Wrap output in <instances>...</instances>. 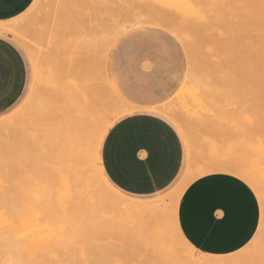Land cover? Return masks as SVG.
I'll return each mask as SVG.
<instances>
[{"label": "rangeland", "instance_id": "1", "mask_svg": "<svg viewBox=\"0 0 264 264\" xmlns=\"http://www.w3.org/2000/svg\"><path fill=\"white\" fill-rule=\"evenodd\" d=\"M82 1L84 2L87 1V3L89 2V4L85 5L86 7L90 6L89 0L86 1L82 0ZM166 1L169 2L170 0H100L97 3L96 9L97 12L100 13L99 14L100 17L98 16V19L100 20L103 16L104 20L101 19L100 21H98L97 18L92 19L93 21L95 19V21L94 22L91 21V23H93L94 26L97 24L95 26V30L96 29L98 30L99 27L96 28L97 26H100L101 28L102 27L101 23L103 22H104L103 26L105 27L106 25L105 22H107V28H106V32H107V30L110 27L108 24L112 22L114 17L115 20L117 19L118 22L120 19L121 21L122 20L123 21L122 23L120 21L119 24L116 23L118 24L117 25L118 27L117 28L115 27V29H112L110 27L111 31L110 29L108 30L110 33L108 34L107 32L108 35H106L105 32H103V30L99 28L104 33L103 35L102 33L100 34L101 37L100 40H98L100 37L98 39L95 37L96 36L98 37L99 36L98 34L101 31L98 30L99 33L96 35L92 30L93 31L92 34L93 36L95 35V37H91L92 34L91 36L86 35V37L88 36L87 38L90 37L89 38L90 40L88 39L89 41L86 39V37L84 38L87 44H84L85 46L83 47L88 49L86 50L84 48L83 50L84 52L80 53V51L83 49L82 48L79 51V53L74 54V56L76 54L79 56L77 55L75 57L73 56V59L71 58L72 57L71 54L73 53H70L68 55V58L66 59V57L63 56L61 49H56L58 48V43L54 41L55 44H53L54 42L52 41L53 38L56 40L57 37V34H55L56 30L55 31L53 30L56 29L54 25L55 23L57 25L59 19L62 17V16L59 17L58 13L62 15L61 12H63L67 7L66 9L67 16L69 15L70 18L74 16L75 12L74 10H72L73 3H71V1L35 0L33 5L30 7V9H28V11H26L23 15L7 23H3L5 26H10L12 30H14V25L15 26L18 25V27L20 26L19 29L17 30L18 32L16 30L14 31L15 33L17 32L16 34L15 33L13 34L2 33V34H4L5 37L9 38L20 49L28 64L27 87L23 96L14 107L0 114V120L8 119V117L11 118L13 116H16L17 120H19L21 115H23L24 113V117L20 121H18L17 124H15L11 129H7L4 131V134H6L5 136H3L5 140V144L4 147L1 149L4 156V162L6 164L7 174H8L6 193L9 202L12 205H15L16 207L24 209L26 211L31 210L32 212H34L35 210L37 211L40 208V204L43 200H46L49 197H56L55 190L59 187L60 177L65 175L66 172L69 171L68 169L69 154L67 153L68 146L70 144V141L74 142L79 140L78 142H80L82 140L83 137L82 128L88 118L86 117V115H88L87 111H89V109L98 108V105L97 104L95 105L94 103L92 104L90 99V96L96 94L97 92L98 95L101 96V98L100 97L99 98L102 99V102L100 100L99 102L101 103L104 102L107 105V106L103 105V107L106 110H108V114L111 113L112 115V117L110 116L111 118H113V116L115 115V112L112 113V111L113 110L117 111V108L119 109L123 106H132V107L136 106V107H159L160 110H166L169 113L177 114L176 117L179 115L181 118L180 117L178 118L181 121H183L182 118L184 116L182 117L181 113L185 114V112L181 108L182 107L181 102L187 101L188 106L190 107V109H192V112L194 113V111L197 110L198 108L195 106L197 109L196 108L193 109L192 100L190 99L189 96H187L186 93H188L189 90L190 91L196 90L197 97L200 98L202 101L203 100L205 101L204 106L208 104L206 107L207 110L210 111L209 113H212L214 115L213 117L211 114L207 113L206 115H210V116H206L204 118L205 120L213 121L215 120V117H217L216 118L217 122L218 121L225 122L227 118L232 120V123L236 125V128L232 129L231 133L229 134L227 133L228 135L227 134L224 135L225 137L223 136L222 132L220 133L218 132V134H221L218 135L210 127L204 129L203 127L200 128L199 126L200 132H197L196 130L193 131L189 141L188 140L186 141V139L179 131L175 123L167 116V114L163 112H159L160 115L165 117L168 121H170L174 125V127L178 130L183 140L185 159H184V166L180 173V176L178 177L176 182L166 191L145 198L132 197L126 195L118 191L113 186L124 197L134 201H140V202L142 201L146 203L157 202L162 198L164 199V197L166 196L164 203H162L161 204L162 206L160 207V209H162L160 210L162 211V214L159 213L161 214L160 215L161 221L160 220L159 221L162 223L160 222L159 223L162 224L160 226L162 229L164 227L165 228L164 230H167L168 232L169 230L174 231V233L169 232L170 240L173 237L171 235L175 234L176 232V229L174 230V227L176 228V226H174L175 209H176L175 207L178 202V197H179L178 193H180L179 188L182 189L183 187H186L187 185H190L199 179L198 169L200 167L201 160L210 161L216 159L218 160L227 159L230 161V159L232 158L234 159L235 162L238 163L241 162L244 166H246L247 164V167L250 168L252 172L253 171L257 172L258 170L260 171L262 169L264 170V82H263L264 78L262 79L261 77L264 74L260 75V73L261 72L263 73L264 71V64L259 63L260 65H258L257 62L258 58L259 60H261V62L264 61V0H228V3L226 5L229 4V6L224 5V3L222 5L223 7L226 6V9L225 7L224 10L223 7L221 8L218 7L220 10L221 9L223 10L222 12L224 13L228 12L229 14L228 13L227 14L229 16L231 13L232 14L231 18L234 19L235 22L238 23V25H245L246 27L244 29H247V31L250 33L248 37L252 35V37L247 38V40L250 39L251 41L254 40V42H252L253 44L251 42L244 40V42H246L245 49L243 48L244 46L242 47L245 51L244 55L241 54L244 51H242L241 53L239 52L240 56L236 55L238 56V60L241 59L240 67L242 66V64L245 65L248 64L249 65L247 68L248 70L245 68L247 66H242V68L238 70V68L240 67H237L236 65L239 66V61L237 62V60H235L236 56L233 54V51L230 50L231 48H229L230 44L228 41V37H229L231 39L230 43L232 45V43L235 42L233 41V39L236 40L237 37L241 39V37H243L244 35V33L243 34L241 33L243 31L246 32V30H243L241 33L234 36L230 33L226 34L225 28L224 29L222 28L223 25L222 26L219 25V27L216 26L218 29L215 27L216 31L222 29L220 30L221 32L220 31L218 32V35L221 34L220 38H218L219 36L216 37L214 36L215 33L213 32V29L209 28L210 26L212 27L216 23H211V21H209L210 20L209 18L213 20V16L212 17L211 16L208 17V16L210 15V13L215 14L213 12H217V11L210 12L214 9V7L210 10L211 6L208 9L205 6L209 5L210 3L215 5L220 1L227 2L226 0H196L197 2L200 3L198 7L199 6L201 7V8L199 7L201 11L202 9L208 10V12L206 11L207 12L206 14L205 13L203 14L207 15L206 21H209L210 23L205 22L209 24L207 26V24H204V20H203L204 18L203 19L201 18L203 23L198 24L199 20L201 21V19L198 17L204 16L203 14H202L203 16H201V14L199 13V15L196 17V20L195 17H193V21L194 22L196 21L195 23H197V26L194 28L190 23L186 22L188 20L187 19L188 17H186L185 20L183 17L172 14L170 15L171 17L168 16L165 18V16H161V13H159L158 15V12H155L156 16L155 14L152 13V11H156L159 8L163 10L162 7H158L157 5L160 3L161 6L163 3L164 5H166L167 4ZM83 8L84 7L81 6L79 8V11L82 10ZM163 8L166 7L163 6ZM200 9L198 10L199 12ZM86 10L89 11L87 8ZM33 13L35 14L33 15ZM55 13L56 16L58 15V17L55 16ZM145 13L147 16H145ZM147 13H149L151 17L148 16ZM259 13L260 15L262 14L261 18H259L260 16ZM218 14L221 15V13ZM137 15H139L138 16L139 18L141 17L140 20L137 17L135 18V16ZM173 15H175V17L177 18H174ZM144 16L145 18H143ZM172 16L175 20L171 19ZM82 17H84V15H82ZM158 17H160V19ZM164 18L170 19V21L164 20ZM178 18L179 20L183 18V21L180 20V22L188 26L191 25V27L193 28L192 30L194 31L196 30V33L200 28L199 26L202 25V28L200 29L201 31H199L198 33V35H200L202 39L198 47L199 49H197L196 47L198 44L195 46L196 43L192 42L193 44L191 45L190 42L192 41V38L190 36L188 37L186 33L185 34L180 33L179 30H182L181 32H183L186 29L185 28L183 29L184 24L183 26H180L181 24H179ZM90 19L88 20L89 21L88 23L87 22L83 23L84 24L83 28H85L84 34H90L92 32L90 30L94 29L93 27L90 30H87L86 26L91 25L89 24ZM172 21H175V23L173 24ZM48 22H50V24ZM95 22H99L100 25ZM52 23L54 25H52ZM232 23L230 24L232 25ZM120 26L121 29L119 28ZM29 27H31L32 32L31 29L28 30ZM204 27L206 29L203 31ZM89 28L90 27L88 26V29ZM212 28H214V26ZM34 29L35 31H33ZM171 29L174 31H171ZM44 30L45 32H43ZM86 30L87 32H85ZM25 31L27 33L29 31L31 32L30 34H28L29 36L26 35ZM50 32H54L55 37ZM202 33H204L205 35H203ZM23 35H25V37ZM104 35H106V37ZM181 35L187 38L189 41L185 38L183 39ZM197 37L198 39H200L199 36ZM198 39L196 42L200 41ZM218 39H220L222 43H220ZM241 40L243 42V39ZM94 41L95 42L97 41V43L100 42L99 44L101 45L98 47L99 44L95 43ZM217 41L220 43V54H219V50L217 49L218 47ZM93 42L95 43V45H93ZM247 42L251 43L252 48H250V50H247L248 49ZM45 46L49 48L46 49L47 47ZM235 46H236L235 48L237 49L238 47L237 44ZM239 47H241V45ZM99 49H101V51ZM45 51L48 52L49 55L51 51V55L50 56L47 55V57L48 56L50 57V60L53 59L51 62L55 66L54 67L51 64V69H52L51 72L53 71L55 75L57 74V76H59L60 79L61 78L62 80L64 79L63 80L64 83L67 82L65 83L67 85L62 83L64 84V86L70 88L72 86V90H73V86L77 90H80L81 88V91L84 92L85 90L87 92V90L89 89L88 93L91 94L89 95L88 93L85 92L87 96H85L84 94L77 95L78 97H76L75 100L73 101L72 110L74 111V113L73 115H70V116H74L73 118L74 121L72 122V124H70V118H68L70 112L68 111L67 108V107L70 108L71 105L67 103H64L65 105L63 104L61 107L60 103L55 102L54 104H51L50 106L51 108L49 107L50 109H47L45 111L39 110L40 114L38 116H35V111L38 108L42 109V106H45V104L48 105L50 102L49 100L50 95H48V93L44 91L45 88L43 89L41 87L42 81H44V79L48 76V74L47 73L45 74L44 72V71L47 72V69L45 70L44 67V71H42L41 66H39L38 64L36 65V59H33L35 57V56L33 57V55H36V57L38 58L40 53L45 55L46 53ZM197 51L201 52L200 56L203 55L202 59L201 57L199 58L198 54L196 55ZM250 51H251V57L247 58L246 55ZM90 52L92 53L93 56L92 60H91ZM234 52L236 54V50ZM260 53H262V55ZM253 56H255V58H253ZM218 57L221 58L222 62L221 61L220 62L223 64V66L220 62H217L216 59ZM229 57H231L232 59L233 62L232 64L229 61ZM89 59L91 63L88 62ZM66 60H69L68 64H66L67 63ZM79 60L82 61L81 64L85 61L87 62V63H83L82 67L87 65L86 67L83 68L85 69V71H87L84 73V75L89 73L88 74L89 76L87 75L89 80L91 79L90 78L92 72L91 70H93L92 75L95 76L94 77L92 76L93 78L91 80L95 78L94 81L89 82L88 80L89 84H84V85L85 87L87 85L89 86L93 85V88L95 85V89H96L95 93H93L94 91L92 87H91L92 90H90V87L88 86L86 89L84 88L83 83H87L86 82L87 77L83 79L82 72H84V70L82 67H81L82 70L81 69L79 70V66L76 65L80 62ZM212 60L214 61L215 64L212 62ZM74 61L76 64H74ZM199 62L204 63V66H202L203 64L199 66L198 65ZM234 62H237L238 64H234ZM210 63L213 64L211 69L213 68L214 65L215 67L217 68L219 67L218 69H220L219 74H216V76L212 75V74L215 75V73H211L209 67L211 66ZM90 64L91 66H89ZM64 65H66L67 67ZM92 65H94L96 70L93 68ZM72 66L74 69V74L77 73V71L75 73V69H77L76 67L78 66L77 70L79 72L81 71L79 73L81 77L79 76V74L78 75L76 74L77 77L75 76L72 77L73 76ZM201 66L205 69V71ZM205 66L206 68L207 67L209 68L206 69ZM224 66L225 67L228 66V67L225 68ZM86 68L88 69L86 70ZM223 68L227 69L225 70L227 71L226 73H228V71L230 72L235 71L234 74L240 72L239 73L240 78H242L241 76L248 74L250 70L255 71V69L259 68L257 69L258 73L256 76L259 77V81L258 80L257 81L262 83L256 84L255 82V84H251L250 81H248L251 79L248 78L247 80L249 82L248 84L244 81L245 79H247L245 78L244 80L240 79L242 80L241 82H243L241 84L239 83L240 85L235 86V84H237L235 83L236 79L235 81H232L234 85H232L231 83H229L230 84L229 85L228 82H230L231 78L228 75L225 76V71L223 70ZM39 70L41 71V74L44 72L42 76V77L46 76L44 79L41 78V75L38 73ZM65 71L67 72L65 73ZM95 72L96 74H94ZM230 72L228 74H231V76L233 75L235 77V75ZM68 73H70L71 75H68ZM222 73H224V75H221ZM218 76L220 78L222 77L226 79L229 77L230 80L229 81L226 79L222 80L218 78ZM65 77H69V78H65ZM216 77L217 80L219 79L220 81L222 80L223 82L225 81L228 82L227 83L225 82L223 86L222 82H220L219 80L218 82L217 80L214 79ZM249 77L251 78L252 76ZM81 78L86 81L80 83ZM254 79L256 80V78ZM240 80H238V82H240ZM252 81H253V77L251 82ZM98 82L99 83L101 82V85H98ZM244 82L246 83L245 85ZM69 83L71 84V86H68L70 85ZM77 84L79 85L82 84V85H80L77 88L75 87L77 86ZM226 84H228L229 86L228 85L226 86ZM97 87L101 90L99 91ZM42 89L48 96L44 93L45 95L41 94L42 96L39 97L40 91H42ZM100 92L101 95L99 94ZM45 96L48 98H46ZM35 97L37 98L39 97V98L34 101ZM44 97L46 99H44ZM47 99L49 102L47 101ZM43 100H45V102H43ZM46 101L48 103H46ZM206 101L208 103H206ZM98 104L100 105V103ZM211 104L213 105L211 106ZM61 109H66L67 111ZM212 110L214 113L212 112ZM132 111L133 110L131 109L130 112L120 114L115 119L113 118V121L106 128L102 136L99 147L100 155H101L102 144L108 130L112 127V125L116 121H118L125 115L131 113ZM52 112L55 114H53ZM65 112L68 119L65 120V122H63L62 120L66 118L64 114ZM221 113L223 114L221 115ZM211 116L213 117V120H211L212 119ZM220 117L221 118L223 117L222 120ZM184 119H187V116L184 117ZM50 121L53 122V124ZM188 121L191 122L189 118ZM45 125H47V127ZM48 125L50 126L52 125L53 128L56 127L57 129V131H55L56 134H54L53 131L54 129ZM57 126L58 128L60 127L61 128L64 127V128H62L63 130L62 129L60 130L57 128ZM48 127H50V129H48L47 131ZM63 132H65L66 134ZM69 132L70 134H67ZM49 133L50 135H48ZM51 133H53L55 136L52 135ZM57 134H60V137L62 138H59V135ZM64 136H66V139L65 138L63 139ZM93 144L94 142H92L90 148H93L94 146ZM245 153L247 154V156ZM190 157H192L193 159H191ZM190 160L193 163L192 165L188 166ZM249 160L251 161V163H249L250 162ZM195 161L197 163L194 164ZM96 164L100 172L99 166H101V161L99 162L98 154H97ZM249 165L250 166L253 165L254 167L253 166L250 167ZM85 168L87 172L84 179L88 180V186L90 187L92 192L86 197L83 205L84 221L82 225L80 227H73V226L62 227L59 224L52 227H42V228H38L36 226L25 227V228L19 226L9 227L8 229L5 230V239L3 240V242H0V264H188L190 260L191 261L189 263H194V261L192 260H195L196 264L197 263L213 264V262L214 261L217 262V260H218L217 262L218 264H220V262L221 264H224L225 261L230 262L231 260L233 264H264V231H262L259 237H257V235L255 236V238L249 244V246L246 247L247 249L245 248L246 251L243 249L242 252L240 251L237 254L227 257H216V256L212 257L209 255H203L201 253L194 252L193 250L190 252L191 249H188L187 247L185 249L183 245L181 246L183 247L182 250L181 247H178L181 244L179 243V241L176 242L177 241L176 239H175L176 241L173 239L171 240L172 243L169 242L165 245V242L163 241L164 239L162 241H159L158 238L155 237L159 241V244L155 243L157 244L155 247L160 248L163 242V245L166 248L163 254L164 257L162 258L159 255H157L158 256L157 257L155 255L156 252L153 253L152 251H148V249H150L148 246L151 243L154 244L155 242L153 240L155 239L153 238L154 236L151 235L152 239H149L151 240V242L148 241V238L147 239L145 238L146 241H144V236L146 235L148 236V234H150V232L147 234L144 233L147 232V230H149L148 227L142 229L141 227L142 225L139 226L140 223H138V221L131 223V225L130 223L128 224L127 222L123 223L121 216H115L113 213H109L108 211L103 212L100 208H97L96 201H98L101 198L105 199L106 201H110V199L106 196L104 190L98 185L96 180L93 178L92 165H90V163L87 162ZM189 168L193 169V171L192 170L187 171L189 170ZM263 170L261 172H263ZM186 171L190 174L192 173V176H190V174H187ZM261 172H257V174L260 173L259 176L264 177V174L262 175ZM185 174L187 175V179ZM215 174L229 175L230 172L217 171ZM188 175L191 178L188 177ZM184 178L185 180H183ZM248 184L250 185V183ZM179 185L182 187H178ZM250 186L252 187V185ZM176 188L179 189L178 192L176 191L177 190ZM172 191H174L175 193ZM171 192L174 194H172ZM170 193L171 195L174 196L176 195L174 197L175 202H173L172 200L173 198L171 196L167 198L168 194L170 195ZM258 197L261 206L264 205L263 204L264 198L260 197L259 195ZM169 199H171L172 202ZM167 204L172 205L170 206L171 208L173 207L172 210L169 207L171 211L167 209L168 206ZM164 210L165 212H163ZM106 215L108 218H106ZM137 217H139V215L136 216V218ZM141 217H143L144 223L145 220L149 219L150 221L151 218L150 216H146L145 214L144 216L141 215ZM149 221H148L149 224H153L152 222ZM262 221L264 227V215ZM258 238L261 239L258 240ZM255 240L259 241V243L258 241H256L258 244L257 245L258 247L256 246L257 248H254L256 245V243L254 242ZM147 241L150 242V244H148ZM173 242L174 244L179 243L177 244V246L176 245L175 246L178 247L177 249L178 252L180 253L179 258H181L182 260H177L175 259V257H173L176 256L174 255L173 252L175 250L177 251V249L175 250L173 249L174 250L173 252L171 251L172 255L169 254L168 251L170 249L169 246L172 245L174 247ZM153 247L154 246L152 245L151 246L152 250ZM120 248L126 250L127 255L126 254L121 255ZM144 251L146 252L148 257L147 255L141 256V254L143 253L145 254ZM138 252H143V253L138 254ZM166 252H167V256L165 257ZM154 256H156L157 258H154ZM188 258H190L189 261ZM200 258L202 259L206 258L207 260L205 261L204 259L202 261V259ZM234 258L236 260V263L234 262L235 260H233ZM236 258L239 259L237 260Z\"/></svg>", "mask_w": 264, "mask_h": 264}, {"label": "bare ground", "instance_id": "2", "mask_svg": "<svg viewBox=\"0 0 264 264\" xmlns=\"http://www.w3.org/2000/svg\"><path fill=\"white\" fill-rule=\"evenodd\" d=\"M63 1V0H62ZM68 1H71V3H73V9L72 10H74V16H72L71 18H70V16L68 15L67 16V14H66V9H67V7L65 8V10L63 11V12H61V14L62 15H60V13H58L59 14V17H61L60 19H59V21H58V19H57V21H58V23H57V25H56V23H55V25L53 24L54 23V21H53V23H52V25H54V27L56 28V29H53L54 31L56 30V32H55V34H57V37H56V40L53 38L52 39V41L54 42V41H56L57 43H58V48H56V49H61V51H62V53H63V56L64 57H66V59L68 58V55L70 54V53H73V54H71L72 55V57L71 56H69V57H71L72 59H73V56H74V54L75 53H79V51H80V53L81 52H84L83 50H84V48L85 47H83V46H85L84 44H87V42H86V40H84V38L86 37V35H89V36H91V34L93 33V31H94V34H98L99 33V31H101V30H103V32H105V34L106 35H108V34H110L109 33V29H110V31H111V28L112 29H115V27L117 28L118 26V24L120 23V21H121V19L119 20V22L117 21V19L115 20V17L113 18V20H112V22L110 23V24H108L109 26V29L107 30V32H108V34H107V32H106V28H107V22H105V27L103 26V21H101V22H103V23H101V28H100V26H97L96 28H98V30L96 29L95 30V26L97 25H93V23H91V21H93L92 19L93 18H97V20L98 21H100L101 19L102 20H104V17L102 16V18L99 20L98 19V16H99V12H97V9H96V6H97V3L100 1V0H89L90 1V6L89 7H86L85 5H87V4H89V2L87 3V1L86 2H84V1H82V0H68ZM227 2H223V1H220V2H218V3H216L215 5L214 4H212V3H210L209 5H207V6H205L207 9L210 7V10L214 7V9L212 10V11H210V12H213V11H217L218 13H221V15H219L217 12H213V13H215V14H211L210 13V15L208 16V17H212L213 16V20H211V18H209L208 20L209 21H211V23H216L215 25H213L214 26V28H212L211 26L209 27V28H211V29H213V32L215 33V35H214V33H213V35L216 37V36H219L218 38H220V36H221V34L220 35H218V32L220 31V30H222V29H219L218 31H216V26H218L219 27V25H223L222 26V28L224 29L225 28V32H226V34H232V35H234V36H236V35H238L239 33H241L243 30H246V32H242L241 34H243L244 33V35H243V37H241V39H243V42H242V40L241 39H239V37H237V39L235 40V39H233V41H235V42H233L232 43V45H231V43H230V38L228 37V41H229V48H231L230 50H232L233 51V54L236 56V55H239L240 56V53L242 52V51H244V49H245V44H246V42H244V40L245 41H248V42H254V40H252L251 41V39L250 40H247V38H249V37H252V35L251 36H249L248 37V35H250V33L247 31V29H244L246 26L245 25H238V23H236L235 22V20L234 19H232L231 18V16H232V14L230 13V16L227 14V13H224V12H222L223 10H224V7H225V9H226V6H229V4L228 5H226L227 3H228V0H226ZM165 2V1H164ZM167 2V1H166ZM196 0H170L169 2H167V4L166 5H168V6H166V5H164V3L162 4V6L160 5L161 3H162V1H161V3L160 4H158L157 6L158 7H162V9L163 10H161L160 8V10L159 9H157L156 11H152V13L153 14H155V16H156V13L155 12H158V15H159V13H161V16H165V18L166 17H168V16H170V15H172V14H175L176 16H180V17H183L184 19L186 18V17H188L187 19V23H190L192 26H193V28L194 27H196L197 26V23H195L194 21H193V17H195V20H196V17L199 15V13L201 14V16H203L204 14L203 13H207L208 12V10L206 9H202V11H201V7L199 8L198 7V5H200V3L199 2H197ZM219 3H221V4H219ZM223 3H224V5H226V6H222L223 5ZM219 4V5H218ZM39 5V4H38ZM212 5H214V6H212ZM221 5V6H220ZM81 6H83L84 8L82 9V10H80L79 11V8L81 7ZM163 6L164 7H166V8H163ZM157 7V8H158ZM221 8V7H223V10L221 9H219V8ZM86 8L89 10V11H87L86 10ZM164 9H166V10H164ZM200 9V12L198 11ZM217 9V10H216ZM59 10V9H58ZM159 10V11H158ZM204 10V11H203ZM53 11V10H52ZM61 11V10H60ZM207 11V12H206ZM49 12V11H48ZM55 12H57V11H55ZM97 12V13H96ZM92 13H94V14H92ZM223 13V14H222ZM35 13H33V15H34ZM144 14V13H143ZM148 14V16H150L151 17V15L149 14V13H147ZM203 14V15H202ZM82 15H84V17H82ZM140 15V14H139ZM139 15H137V16H135V18L137 17V18H139L138 16ZM157 15V16H158ZM175 15H173L174 16V18H177V17H175ZM216 17H215V16ZM218 15V16H217ZM226 15V16H225ZM259 15H260V13H259ZM262 15V14H261ZM261 15L259 16V18H261ZM32 16V15H31ZM51 16H52V13H51ZM50 16V17H51ZM55 16H56V13H55ZM141 16H142V14H141ZM145 16H147L146 15V13H145ZM145 16L143 17V18H145ZM173 16H172V20L174 19L173 18ZM258 16V15H257ZM56 17H58V15L56 16ZM100 17V16H99ZM122 17V16H121ZM130 17V16H129ZM153 17H154V15H153ZM171 17V16H170ZM190 17H192V18H190ZM206 17H207V15H204L203 17H198V18H204L203 20H204V24H207V26L209 25L208 23H210L209 21H206L207 19H206ZM215 17V18H214ZM226 17V18H225ZM230 17V18H229ZM55 18V17H54ZM91 18V19H90ZM132 18V17H131ZM141 18V17H140ZM140 18H139V20H140ZM147 18V17H146ZM156 18V17H155ZM159 19H160V17H158ZM162 18V17H161ZM164 18V20H168V21H170V19H165ZM183 18H181L180 20L181 21H183ZM217 18H219V19H217ZM227 18H229V19H227ZM51 19V18H50ZM90 19V23L89 24H91V25H85L86 27H87V30H90L91 28H93L94 27V29H91L90 31H92L90 34H84V29L85 28H83V23L84 22H89L88 20ZM95 19H94V21H95ZM154 19V18H153ZM159 19H158V21H159ZM163 19V18H162ZM202 19H201V21H202ZM222 19V20H221ZM230 19H232V20H230ZM55 20V19H54ZM87 20V21H86ZM155 20H157V19H155ZM175 20V19H174ZM178 20H179V18H178ZM180 20H179V24H181L180 26H183V24L184 23H181L180 22ZM186 20V19H185ZM217 20V21H216ZM222 21V22H220V21ZM93 21V22H94ZM117 21V22H116ZM123 21V20H122ZM122 21H121V23H122ZM160 21H162V20H160ZM200 20H199V23L198 24H202L203 23V21L201 22ZM213 21H216V22H213ZM226 21V22H225ZM133 22V21H132ZM173 22V24L175 23V21H172ZM201 22V23H200ZM205 22H208V23H205ZM233 22V23H232ZM49 24H50V22H48ZM95 23H98L99 25H100V23L99 22H95ZM94 23V24H95ZM112 23H113V25H112ZM116 23H118V24H116ZM164 23V22H163ZM168 23H170V22H168ZM230 23H232V25L230 24ZM157 24V23H156ZM218 24V25H217ZM114 25H116V26H114ZM163 25H165V24H163ZM167 25V24H166ZM186 24H184V26H185ZM191 25H186L185 27L183 26V29L185 28L187 31H188V33H187V31L186 30H184L183 32H181L182 30H179L180 31V33L181 34H185L186 33V35L189 37H191L192 38V41L190 42L191 43V45L193 44L192 42H194V43H196L195 44V46L197 47V49H199L198 47H199V44L201 43V37H200V35H198V33H199V31H201L200 29L202 28V25H200L199 27V29H198V32L196 33V30L194 31V30H192L193 28L191 27ZM195 25V26H194ZM37 26V25H36ZM35 26V27H36ZM88 26L90 27L89 29H88ZM140 26V25H139ZM204 26V25H203ZM207 26H206V28H207ZM220 26V27H221ZM231 26V27H230ZM237 26V27H236ZM240 26H243V27H240ZM16 27H18V25L17 26H15L14 25V30H12V28L10 27V26H8V27H3V28H1V30H3L4 32H6V33H9V34H13V33H15L14 31L16 30H18L19 29V27L18 28H16ZM24 27H26V26H24ZM32 27V26H31ZM31 27H29L28 28V30L29 29H31ZM129 27V26H128ZM159 27V26H158ZM216 27V28H215ZM16 28V29H15ZM53 28V27H52ZM120 29H121V26L119 27ZM118 28V29H119ZM176 28V27H175ZM180 28V27H179ZM182 28V27H181ZM205 27H204V29H203V31L206 29ZM236 28V29H235ZM241 29V31H240V29ZM36 29V28H35ZM35 29L33 30V31H35ZM131 29V28H130ZM189 29V30H188ZM210 29V30H211ZM218 29V28H217ZM232 29V30H231ZM239 29V30H238ZM87 30L85 31V32H87ZM117 30V29H116ZM176 30V29H175ZM233 30H234V32H235V34H234V32H233ZM113 31V30H112ZM171 31H174V30H172L171 29ZM177 31V30H176ZM189 31H191V32H189ZM231 31H232V33H231ZM236 31H237V33H236ZM261 31V30H260ZM18 32V31H17ZM16 32V33H17ZM26 32V31H25ZM31 32H32V29H31ZM30 31L27 33L26 32V35H28V34H30L31 33ZM43 32H45V30L43 31ZM48 32V31H47ZM95 32H97V33H95ZM102 31L98 34L99 36L97 37H95V35L93 36V34H92V36L91 37H95V38H99L100 37V34L102 33V35L104 34ZM221 32V31H220ZM15 33V34H16ZM24 33V32H23ZM22 33V34H23ZM50 33H52L53 35H54V32H50ZM177 33V32H176ZM249 33V34H248ZM25 34V33H24ZM46 34V33H45ZM51 34V35H52ZM189 34V35H188ZM203 35H205L204 33H202ZM84 35V36H83ZM106 35H104L105 37H106ZM112 35V34H111ZM14 36V35H13ZM21 36V35H20ZM24 37H25V35H23ZM29 36V35H28ZM103 36V37H104ZM182 36V35H181ZM185 36V35H184ZM197 36H199L200 37V39H198V37ZM240 36H242V35H240ZM16 37V36H15ZM19 37V36H18ZM54 37H55V35H54ZM88 37V36H87ZM86 37V39L88 40L89 38H87ZM183 37V36H182ZM185 37H183V39H184ZM227 38V37H226ZM20 39H22V38H20ZM26 39V38H25ZM29 39V38H28ZM92 39V38H91ZM101 39V37L98 39V40H100ZM185 39H187V38H185ZM197 39L198 40H200L199 42H196L197 41ZM90 40V39H89ZM88 40V41H89ZM95 40V39H94ZM105 40V39H104ZM188 40V39H187ZM195 40V41H194ZM23 41V40H22ZM49 41V40H48ZM48 41H47V43H48ZM93 41V40H92ZM189 41V40H188ZM218 41L220 42V43H222L221 41H220V39H218ZM217 41V42H218ZM25 42V41H24ZM95 42V41H94ZM93 42V45H95V43H97V41L94 43ZM218 42V43H219ZM237 42H239V43H237ZM247 42V43H248ZM51 43V42H50ZM49 43V44H50ZM100 43V42H99ZM99 43H97V44H99ZM217 43V49L219 50V54H220V43L218 44ZM251 43H248V49L247 50H250V48H252L251 47ZM53 44H55V42L53 43ZM91 44V43H90ZM96 44V45H97ZM237 44V49L235 48L236 46L235 45ZM253 44V43H252ZM29 45V44H28ZM52 45V44H51ZM57 45V44H56ZM92 45V46H93ZM101 44H99L98 45V47L100 46ZM241 45V47H239ZM255 45V44H254ZM254 45H253V48H254ZM48 46V45H47ZM47 46H45V47H47ZM194 46V45H193ZM231 46V47H230ZM233 46V47H232ZM244 46V47H243ZM250 46V47H249ZM49 47H50V45H49ZM49 47H47L46 49H48ZM87 47V46H86ZM102 47V46H101ZM244 49H243V48ZM43 48H44V46H43ZM93 48V47H92ZM103 48V47H102ZM229 48H228V50H229ZM240 48V49H239ZM86 50L88 49V48H85ZM190 49V48H189ZM243 49V50H242ZM86 50H85V52H86ZM100 51H101V49H99ZM191 50H192V47H191ZM195 50V49H194ZM236 50V54H235V51ZM29 51V50H28ZM47 51V50H46ZM45 51V52H46ZM90 51V50H89ZM92 51H93V49H92ZM196 51V50H195ZM56 52V51H55ZM88 52V51H87ZM200 51H197V53H196V55L198 54V56H199V58L201 57V59L203 58V55L202 56H200L201 55V52L199 53ZM240 52V53H239ZM260 52V51H259ZM31 53V52H30ZM38 53V52H37ZM36 53V54H37ZM48 52H46L45 53V55L44 54H42V53H40V55L38 56V58L36 57V55H33V59H36V65L38 64L39 66H41V70L42 71H44V67H45V70L47 69V72L46 71H44L45 72V74L47 73L48 74V76L46 77L45 76V74H44V76L46 77H42L43 76V73L41 74V71L39 70L38 71V73L41 75V78H45L44 79V81H42V85H41V87L44 89L45 88V92L46 93H48V95H50V102L48 101V99H47V101L49 102V104L48 105H46L45 104V106H42V109H40V108H38L36 111H35V116H38L40 113H39V110H42V111H45V110H47V109H50L51 107V104H54L55 102L56 103H60L61 104V107H62V105L64 104V103H67V104H69V105H71L70 106V108L69 107H67L68 108V111L70 112V113H72V114H70L69 113V117L68 118H70V124H72V122L74 121L73 120V118H74V116H70V115H73V113H74V111L72 110V106H73V101L75 100V98L76 97H78L77 95H80V94H84L85 96H87V94H85V92H86V90H85V92L84 91H81V88H80V90H77V89H75L74 88V86H73V90H72V86H71V84L70 85H68V86H71V88L70 87H67V86H64V84L65 83H67V82H63V80H62V78L60 79L59 78V76H57V74L55 75L54 73H53V71L51 72V64H52V66H54V64L51 62L52 60H50V55H51V51H50V55H49V53L47 54ZM244 53H245V51L244 52H242L241 54H243L244 55ZM254 53V52H253ZM90 54H91V60H92V53L90 52ZM261 55H262V53H260ZM47 55H49L48 57H49V59H48V57H47ZM77 55V54H76ZM75 55V56H76ZM218 55V54H217ZM58 56H60V55H58ZM74 56V57H75ZM77 56H79V55H77ZM229 56V55H228ZM242 56V55H241ZM83 57V56H82ZM100 57V56H99ZM98 57V58H99ZM245 57V56H244ZM246 57L247 58H250L251 57V51L246 55ZM257 57V56H256ZM52 58H53V56H52ZM81 58V57H80ZM87 58H89V57H87ZM101 58V57H100ZM235 58V57H234ZM237 58V59H236ZM236 58H235V60H237V62L239 61V66L238 65H236L237 67H240V64H241V62H240V60L241 59H239L238 60V56H236ZM240 58V57H239ZM243 58V57H242ZM253 58H255V56H253ZM252 58V59H253ZM38 59V60H37ZM64 59V58H63ZM86 59V58H85ZM220 59V60H219ZM76 60V59H75ZM81 60V59H80ZM79 60V61H80ZM217 62H220L221 61V58L220 57H218L217 59ZM223 60V59H222ZM257 60V59H256ZM68 61L69 60H66V64H68ZM77 61V60H76ZM98 61V60H97ZM225 61V60H224ZM229 61H230V63L232 64L233 62H232V59H231V57H229ZM245 61V60H244ZM243 61V62H244ZM260 61V62H259ZM71 62H72V60H71ZM70 62V63H71ZM81 62L82 61H80L79 63L81 64ZM88 62L89 63H91V61H90V59L88 60ZM212 62L214 63V61L212 60ZM222 62V61H221ZM220 62V63H221ZM237 62H234V64H238ZM257 62H258V65H260L259 63H263L264 64V61L263 62H261V60H259V58H258V60H257ZM61 63H62V61H61ZM76 64L75 63V61H74V64H76V65H78L79 66V70L81 69V67H82V65H83V63H87L86 61L85 62H83L81 65L80 64ZM252 63H254V62H252ZM72 64V63H71ZM203 64V65H202ZM211 64V63H210ZM215 64V63H214ZM222 64V63H221ZM73 65V64H72ZM199 66L200 65H202V66H204V63H200L199 62V64H198ZM212 65L213 64H211V66H209L210 67V70H211V73H215V75L214 74H212L213 76H216V74H219V70L220 69H218L217 67H215V65L213 66V68L211 69V67H212ZM262 65V64H261ZM64 66H66V65H64ZM74 66V65H73ZM73 66H72V69H73ZM78 66L76 67L77 69H78ZM87 65H85V66H83V67H86ZM89 66H91V64L89 65ZM93 66V68L95 69V67H94V65H92ZM96 66V65H95ZM197 66V65H196ZM201 66V67H202ZM207 66V65H206ZM206 66H205V68H206ZM222 66H223V64H222ZM229 66V65H228ZM227 66V67H228ZM242 66H247V67H245L246 69L248 68V64H242ZM242 66L240 67V68H238V70L239 69H241L242 68ZM55 67V66H54ZM67 67V66H66ZM82 67V68H83ZM209 67H207V68H209ZM225 67V66H224ZM227 67H225V68H227ZM236 67V68H237ZM259 67V66H258ZM39 68V67H38ZM63 68V67H62ZM90 68V67H89ZM92 68V67H91ZM203 68V67H202ZM206 68V69H207ZM217 68V69H216ZM225 68H223V70L225 71V70H227V69H225ZM56 69H58V68H56ZM71 69V68H70ZM77 69H75V73H76V71H77V75L81 72H79ZM88 68H86V70H87ZM245 69V70H246ZM249 69H251V68H249ZM257 69H259V68H257ZM257 69H255V71H251L250 70V72L248 73V74H246V75H248V76H246V75H243V76H241L242 78H240V75H239V73H235L234 74V72L232 71V72H230V71H228V73L230 72V73H232V74H234L235 75V77L232 75L231 76V74H228V73H226L227 71H225V76L226 75H228L230 78H231V80L229 79V77L226 79V78H220L219 76H218V78H220V79H226V80H230V82H228V84L229 83H231L232 85H234V83L232 82V81H235V79H236V81H235V83H237V84H235V86L236 85H240L241 83H243V82H241L242 80H244L245 78H247V79H245L244 81L246 82V83H248L249 84V82L248 81H250V83L251 84H255V82H256V84H261L260 82H258L259 81V77L258 76H256L257 75ZM62 70V69H61ZM82 70V69H81ZM83 70H84V72H82L83 73V79L84 78H86L87 77V75L89 74V73H87V74H85L84 75V73L85 72H87V71H85V69L83 68ZM96 70V69H95ZM102 70V69H101ZM203 70L205 71V69L203 68ZM248 70V69H247ZM246 70V71H247ZM261 70H263V69H261ZM57 71V70H56ZM59 71H60V69H59ZM92 72H91V75H90V78L92 79L94 76L92 75L93 74V70H91ZM223 71V72H224ZM67 71H65V73H66ZM90 72V71H89ZM242 72V71H241ZM256 72V73H255ZM262 73V72H261ZM260 73V75H263L264 74V71H263V73L261 74ZM73 76L72 77H77V75L76 74H74V69H73ZM94 74H96V72L94 73ZM100 74H101V72H100ZM99 74V75H100ZM206 74V73H205ZM204 74V75H205ZM253 74H254V76H253ZM68 75H71L70 73H68ZM221 75H224V73H222ZM62 76V75H61ZM79 76L81 77V75L79 74ZM89 76V75H88ZM93 76V77H92ZM101 76V75H100ZM246 76V77H245ZM249 76H252L253 77V81L251 82V80H252V77L250 78ZM63 77V76H62ZM72 77H70V78H72ZM80 77H79V79H80ZM233 77V78H232ZM262 77V79L264 78V75L263 76H261ZM40 78V79H41ZM65 78H69V77H65ZM97 78V77H96ZM248 78L249 79H251V80H248ZM254 78H256V80L254 79ZM82 78H81V80H80V83L81 82H85L86 80V82L87 83H83V85L84 84H89L88 83V77L86 78V80H83ZM89 80V82H91V81H94V79L93 80ZM98 79V78H97ZM101 79V78H100ZM99 79V80H100ZM215 80H217V77L216 78H214ZM240 80V79H242V80H240V82H238V80ZM83 80V81H82ZM219 80V79H218ZM217 80V81H218ZM220 81V82H222L223 83V86H224V84H225V82H223V81ZM248 80V81H247ZM258 80V81H257ZM40 81V80H39ZM218 81V82H219ZM41 82V81H40ZM95 82H97V81H95ZM226 82V83H227ZM244 82V85L246 84ZM264 82V81H263ZM62 83H64V84H62ZM94 83V82H93ZM240 83V84H239ZM221 84V83H220ZM228 84H226V86L228 85ZM65 85H67V84H65ZM80 85H82V84H80ZM79 84H77V86H75V87H79L80 86ZM91 85V84H90ZM98 85H101V82L99 83L98 82ZM222 85V84H221ZM230 85V84H229ZM228 85V86H229ZM88 87H90V90H92L91 89V87L93 88V85L92 86H89V85H87ZM87 86L85 87V85H84V88L86 89L87 88ZM40 87V86H39ZM40 87V88H41ZM67 87V88H66ZM39 88V89H40ZM70 89V91H69V89ZM98 88V87H97ZM43 89H42V91H40V96L39 97H41L42 95H45L46 93L43 91ZM99 89V88H98ZM98 89H97V91H98ZM76 90V91H75ZM89 90V89H88ZM88 90H87V92L86 93H88ZM95 85H94V88H93V93H95ZM101 89H99V91H100ZM96 91V92H97ZM89 92H91V91H89ZM103 92V91H102ZM45 93V94H44ZM38 94V93H37ZM42 94V95H41ZM89 94V93H88ZM100 95H101V92L99 93ZM187 94V96H189L190 97V99L192 100V104H193V109L194 108H196L197 110H195L194 111V113L192 112V109H190V107L188 106V104H187V101H183V102H181L182 103V109L184 110V112H185V114L183 115L182 113H181V116L183 117H186L187 116V119H184V117L182 118V120L183 121H181L178 117H180L179 115L176 117V115L177 114H173V113H169V112H167L166 110H162L164 113H166L170 118H172L175 122H176V124L182 129V131H183V133H184V135L186 136V139L189 141V139H190V136H192V133H193V131H197V132H200V129H199V126H200V128H204V129H206V128H211L214 132H216V134H218V132L220 133V132H222V134H223V136L224 135H226L227 133L229 134V133H231L232 132V129H235L236 128V125H234L233 123H232V120H230V119H227L226 118V120H225V122L224 121H218L217 122V117H215V120H213V117H214V115L212 114V113H209L210 111L209 110H207V105L208 104H206L205 106H204V104H205V101L203 100H201L200 98H198L197 97V93H196V90H189L188 91V93H186ZM47 95V94H46ZM47 95V96H48ZM89 95H91V94H89ZM92 96V97H91ZM90 96V99H91V103L93 104H97L98 105V108H96V109H89V111H87V114L88 115H86V117H88L87 118V120H86V122H85V124H84V126H83V128H82V140L80 141V142H78L79 140H77V141H74V142H71L70 141V144H69V146H68V154H69V158H68V169H69V171H67L66 172V174L65 175H63V176H61L60 177V182H59V187L55 190V192H56V194H55V196L56 197H49V198H47L46 200H43L42 202H41V204H40V208L36 211H34V212H32L31 210L30 211H26V210H24V209H21V208H18V207H16L15 205H12L10 202H9V199H8V197H7V193H6V187H7V176H8V174H7V168H6V164H5V162H4V156H3V153H2V148L4 147V144H5V140H4V137L3 136H5L6 134H4V131L5 130H7V129H11L15 124H17L18 123V121H20L23 117H24V113H23V115H21V117H20V119L19 120H17V118H16V116H13V117H11V118H9L8 117V119H2V120H0V242H3V240L5 239V230L6 229H8L9 227H16V226H19V227H23V228H25V227H38V228H42V227H52V226H55V225H60V226H62V227H69V226H73V227H80L81 225H82V223H83V221H84V202H85V199H86V197L92 192L91 191V189H90V187L88 186V180H85L84 179V177H85V175H86V172H87V170H86V168H85V165H86V163L87 162H89L90 163V165H92V171H93V178L96 180V182L98 183V185L104 190V192L106 193V196L110 199V201H106L105 199H103V198H101V199H99L98 201H96V206H97V208H100L103 212H106V211H108L109 213H113L115 216H121L122 218V220H123V223H130V225H131V223H134L135 221H138V223H140V225L139 226H141L142 227V229H144L145 227H148L149 228V230H147V232H144V233H149L150 232V234H148V236L146 235V236H144V241H146L145 240V238L147 239L148 238V241H150L151 242V240H149V239H152V236H154L153 238H158V240L159 241H162L163 239V241L165 242V245L167 244V243H172V241L171 240H175L176 242H178L179 241V243L181 244V245H179L178 247H181L182 245H183V247H185V249H186V247L188 248V249H191L190 250V252L193 250L194 252H198V253H201L200 251H198L197 249H195L192 245H190V243L185 239V237L183 236V234L181 233V230H180V227H179V223H178V209H179V206H180V202H181V199H182V197H183V195H184V193H185V191L190 187V185H187L186 187H183L182 189L181 188H179L180 189V193H178L179 194V197H178V202H177V205H176V209H175V225L174 226H176V228L174 227V230L176 229V232H175V234H172L171 236H173L172 238H171V240H170V233L172 232V233H174V231L172 230V231H170L169 230V232L167 231V230H164L165 228L163 227V229L160 227L162 224H160V223H162V222H160L161 220H160V215L162 214V211H160V210H162V209H160V207L162 206L161 204L162 203H164V200H165V197H164V199L162 198V199H160L159 201H157V202H140V201H134V200H130V199H126V198H124V197H121V196H119L118 194H116L106 183H105V181L101 178V176H100V174H99V171H98V167H97V165H96V150H97V144H98V141H99V138H100V136H101V134H102V132H103V130H104V128L108 125V123L113 119V118H115L117 115H119L120 113H122V112H124L125 110H127L129 107L128 106H123V107H121V108H117V111H114L113 109V111H112V113H114L115 112V115L113 116V118H111L112 117V115H111V113H109L108 114V110H106L104 107H103V105L105 106L106 104L103 102V103H101L102 102V99H100L101 98V96H99L98 95V92L96 93V94H93V95H91ZM38 97V98H39ZM46 97V96H45ZM44 97V99H46V98H48V97H46L45 98ZM100 97V98H99ZM37 97H35V99H34V101L35 100H37L38 99ZM99 100L101 101V102H99ZM46 101V103H48ZM33 102V101H32ZM43 102H45V100H43ZM43 102H42V104H43ZM191 102V101H190ZM190 102H189V104H190ZM216 102V101H215ZM214 102V103H215ZM98 103H100V105H102V106H100ZM206 103H208L207 101H206ZM59 105V104H58ZM57 105V106H58ZM65 105V104H64ZM68 105V106H69ZM213 104H211V106H212ZM216 105V104H215ZM107 106V105H106ZM196 106V107H195ZM199 106V107H198ZM50 107V108H49ZM204 109H203V108ZM217 107V106H216ZM215 107V108H216ZM55 108V107H54ZM53 108V109H54ZM59 108V107H58ZM108 109V108H107ZM111 109V108H110ZM109 109V110H110ZM167 109V108H166ZM182 109H179V110H182ZM214 109V108H213ZM220 109V108H219ZM61 110H66V109H61ZM116 110V109H115ZM67 111V110H66ZM111 111V110H110ZM109 111V112H110ZM223 111V110H222ZM50 112V111H49ZM212 112H213V110H212ZM53 113V112H52ZM207 113H209V114H211L212 116H211V120H213V121H208V120H205L204 118L206 117V116H210V115H206ZM214 113V112H213ZM53 114H55V113H53ZM52 114V115H53ZM65 114V116H66V118L64 119V120H62L63 122H65V120H67L68 118H67V115H66V112L64 113ZM223 113H221V115H222ZM17 115V114H16ZM216 115V114H215ZM218 115V114H217ZM20 116V115H19ZM60 116V115H59ZM111 116V117H110ZM227 117V116H226ZM48 118V117H47ZM55 118H57V117H55ZM62 118H64V117H62ZM181 118V117H180ZM188 118L190 119V121L191 122H189L188 121ZM221 118V117H220ZM223 118V117H222ZM222 118H221V120H222ZM46 120V119H45ZM220 120V119H219ZM61 121V122H62ZM188 123H187V122ZM48 122V121H47ZM51 122V121H50ZM57 122V121H56ZM52 124H53V122H51ZM45 124H47V123H45ZM49 124V123H48ZM54 125H55V123H54ZM58 125V124H57ZM64 125V124H63ZM46 127H47V125H45ZM48 126H50V125H48ZM50 127H52V125L50 126ZM50 127H48L47 128V131H48V129H50ZM53 128V127H52ZM57 128H58V126H57ZM62 128H64V127H62ZM61 127L60 128H58V129H62ZM54 130V134H56V132L55 131H57V129H56V127H54L53 128ZM81 129V128H80ZM63 130V129H62ZM72 131V130H71ZM81 131V130H80ZM58 132H59V130H58ZM57 132V133H58ZM63 133H65V132H63ZM52 135H54L53 133H51ZM61 134V133H60ZM60 134H57V135H59V138H62V137H60ZM66 134V133H65ZM67 134H70V132L69 133H67ZM227 134V135H228ZM48 135H50V133L48 134ZM64 135V134H63ZM62 135V136H63ZM218 135H221V134H218ZM55 136V135H54ZM67 136V135H66ZM66 136H64L63 137V139L65 138L66 139ZM196 136H198V135H196ZM225 137V136H224ZM58 138V137H57ZM226 138H229V137H226ZM93 140V141H92ZM92 142H94V146H93V148H90V145L92 144ZM246 154V153H245ZM258 154V153H257ZM68 156V155H67ZM246 156H247V154H246ZM255 156H257V155H255ZM261 156H263V155H261ZM257 157H259V156H257ZM191 159H193L192 157H190ZM232 159V158H231ZM230 159V161L229 160H227V159H216V160H210V161H206V160H201V164H200V167H199V169H198V175H199V179H201V178H203V177H206V176H209V175H213V174H215L217 171H228V172H230V174L229 175H234V176H237L238 178H241V180H244V181H246V182H248V183H250V185H252V187H253V189H254V191L260 196V197H263L264 198V177L262 176H259V174H257V172H261L262 170H258L257 172H255V171H253L252 172V170L250 169V168H248L247 167V164H246V166H244L241 162H235L234 161V159H232L231 160ZM259 159V158H258ZM257 160V159H256ZM250 161V160H249ZM191 163V164H190ZM192 161L190 160L189 161V163H188V166L189 165H192ZM195 163H197L196 161L194 162V164ZM199 163H200V161H199ZM249 163H251V161L249 162ZM255 163H256V161H255ZM255 163H254V165H255ZM253 164V163H252ZM256 165H257V163H256ZM250 166V165H249ZM253 166V165H252ZM252 166H250V167H252ZM261 166V165H260ZM245 167H247V168H245ZM254 167V166H253ZM257 167V166H256ZM259 167V166H258ZM196 168H198V167H196ZM248 169V170H247ZM251 171H250V170ZM190 170H192L193 171V169H191V168H189V170H187V171H190ZM186 171V172H187ZM194 171H195V169H194ZM250 172H252V173H250ZM208 173H210V174H208ZM232 173V174H231ZM253 173H254V175H253ZM262 173V175L264 174V170H263V172H261ZM187 174H190V173H188L187 172ZM186 175V174H185ZM193 175H195V174H193ZM190 176H192V173L190 174ZM189 175H188V177H190ZM191 178V177H190ZM186 179H187V175H186ZM183 180H185V178L183 179ZM183 180H182V182H183ZM190 180V179H189ZM181 182V183H182ZM193 182V181H192ZM185 183V182H184ZM183 183V184H184ZM182 184V185H183ZM178 187H182V186H178ZM177 190V192H178V188H176ZM175 191V190H174ZM174 191H172V192H174ZM175 191V192H176ZM171 192V193H172ZM174 192V193H175ZM171 193H170V195L168 194V196H167V198L168 197H172L173 199V202H175L174 201V197L176 196H174V195H171ZM174 193H172V194H174ZM98 198V197H97ZM169 200H171V199H169ZM169 200H168V202H169ZM172 200H171V202H172ZM167 203V202H166ZM263 204H264V202H263ZM164 205V204H163ZM168 205V204H167ZM172 205H173V203H172ZM171 204L170 205H168L167 206V209H169V207L170 206H172ZM263 207V212H264V205H262ZM164 207H166V206H164ZM107 208V209H106ZM170 209L172 210L173 209V207L171 208L170 207ZM169 209V210H170ZM170 210V211H171ZM163 212H165V210L163 211ZM159 213H161V214H159ZM144 214L146 215V216H150L149 218H150V221H149V219L148 220H145V223H144V219H143V217H141V215H143L144 216ZM139 215V217H137L136 218V216H138ZM106 218H108L107 217V215H106ZM136 219V220H135ZM138 219V220H137ZM143 219V220H142ZM140 220V221H139ZM160 220V221H159ZM142 221V222H141ZM148 221L149 222H152L153 224H149L148 223ZM160 222V223H159ZM144 223V224H143ZM173 223V222H172ZM147 224H148V226H147ZM153 225V226H152ZM156 225V226H155ZM170 225H173V224H170ZM147 229V228H146ZM161 229V230H160ZM264 229V227H263V221L261 222V224H260V227H259V230H258V234H257V237H259L260 235H261V233H262V231H264L263 230ZM157 230V231H156ZM164 231V232H163ZM151 232H153V233H151ZM156 233V234H155ZM164 233V234H163ZM167 233H169V234H167ZM150 235V236H149ZM152 235V236H151ZM165 235H167V236H165ZM168 237V238H167ZM153 239L154 241V244L155 243H157V244H159V241L157 240V239ZM143 239V238H142ZM261 238H258V240H260ZM169 240V241H168ZM258 240H255L254 242L256 243V245H255V247L254 248H257L258 246V244H257V242L256 241H258ZM147 241V242H148ZM167 241V242H166ZM150 242H148V244H150ZM161 243V242H160ZM179 243H177V244H179ZM258 243H259V241H258ZM148 244H147V246H148ZM153 243H151L150 245L152 246H154L153 247V250H152V248H151V246L149 245L148 247L150 248V249H148V251H152L153 253H155L156 252V256L157 255H159V256H161L162 258L164 257V252H165V247H164V245H163V242H162V245L160 246V248L158 247V248H156L155 246L157 245V244H155L154 245ZM177 244L175 243L174 244V242H173V245H174V247L171 245V246H169L170 247V249L168 250L169 251V254L170 255H172V252L175 250V249H177L178 247H176L177 246ZM253 244V243H252ZM176 245V246H175ZM261 245V244H260ZM249 246V245H248ZM257 246V247H256ZM173 247V248H172ZM176 247V248H175ZM183 247H181V249L183 250ZM251 247V246H250ZM123 248V247H122ZM154 248H155V250H154ZM171 248H172V250H171ZM121 249V248H120ZM174 249V250H173ZM247 249V248H246ZM246 249H244L245 251H246ZM172 251V252H171ZM243 251V250H242ZM241 251V252H242ZM145 252V251H144ZM247 252H249V251H247ZM121 255H127V252H126V250H124V249H121ZM139 253H143V252H138V254ZM174 255H176V256H173V257H175V259H177V260H182L181 258H179V252H178V249H177V251L175 250L174 252ZM202 254V253H201ZM200 254V255H201ZM237 254V253H236ZM144 255H147L146 254V252H145V254L143 253V254H141V256H144ZM163 255V256H162ZM178 255V256H177ZM204 255V254H203ZM156 256H154V258H157ZM167 256V252L165 253V257ZM147 257H148V255H147ZM151 257H153V256H151ZM160 257V258H161ZM186 257V256H185ZM202 257V256H201ZM213 257V256H212ZM236 257V256H235ZM238 257V256H237ZM232 258V257H231ZM195 259V258H194ZM200 259H202V258H200ZM205 259V261L207 260L206 258H203L202 259V261ZM213 259V258H212ZM220 259V258H219ZM222 259V258H221ZM237 260L239 259V258H236ZM190 260V258H188V261ZM216 260V259H215ZM229 260V259H228ZM233 260H235V258L233 259ZM240 260H241V258H240ZM191 261V260H190ZM189 261V262H190ZM192 261H194V263H189L188 262V264H196V261L195 260H192ZM213 261V260H212ZM201 262V261H200ZM217 262H218V260H217ZM216 261H214L213 262V264H216L217 263ZM235 263H236V260L234 261ZM239 262V261H238ZM197 264H199V263H197ZM201 264V263H200ZM218 264V263H217ZM220 264H221V262H220ZM224 264H233L232 263V260L230 261V262H226L225 261V263Z\"/></svg>", "mask_w": 264, "mask_h": 264}, {"label": "crops", "instance_id": "3", "mask_svg": "<svg viewBox=\"0 0 264 264\" xmlns=\"http://www.w3.org/2000/svg\"><path fill=\"white\" fill-rule=\"evenodd\" d=\"M34 1L0 0V114L19 102L28 80L24 55L1 28L28 11ZM128 107L120 114L133 111L108 130L101 155L100 142L113 119L99 138L96 159L98 154L103 177L99 174L121 197L118 191L132 197H151L169 189L180 176L185 159L183 140L174 125L159 114L163 112L159 107ZM263 215L259 197L246 181L234 175L213 174L196 180L185 191L178 223L185 239L202 254L227 257L253 241Z\"/></svg>", "mask_w": 264, "mask_h": 264}, {"label": "snow or ice", "instance_id": "4", "mask_svg": "<svg viewBox=\"0 0 264 264\" xmlns=\"http://www.w3.org/2000/svg\"><path fill=\"white\" fill-rule=\"evenodd\" d=\"M246 243H248V241H246Z\"/></svg>", "mask_w": 264, "mask_h": 264}]
</instances>
